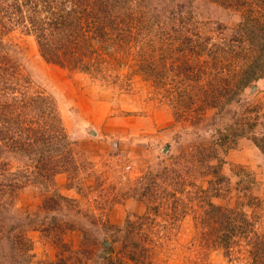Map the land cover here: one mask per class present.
<instances>
[{"label":"rangeland","instance_id":"obj_1","mask_svg":"<svg viewBox=\"0 0 264 264\" xmlns=\"http://www.w3.org/2000/svg\"><path fill=\"white\" fill-rule=\"evenodd\" d=\"M168 3L134 6L142 30L121 47L88 26L76 52L52 61L40 46L51 31L46 4H37L38 28L28 20L34 3L0 0V73L15 75L0 101L16 108L42 95L68 135L43 179L10 147L18 133L0 132V264H253L245 238L224 248L226 219H204L212 202L264 233V152L252 139L264 135V79L254 80L264 73V32L233 33L239 18L210 0ZM222 48L251 56L222 63ZM236 110L255 124L198 158Z\"/></svg>","mask_w":264,"mask_h":264},{"label":"trees","instance_id":"obj_2","mask_svg":"<svg viewBox=\"0 0 264 264\" xmlns=\"http://www.w3.org/2000/svg\"><path fill=\"white\" fill-rule=\"evenodd\" d=\"M168 1L172 5H179L181 7V0H164V3L166 2L168 6H170ZM210 1L233 11L239 18L233 33L242 29H244L245 33H248L249 26H253V29L257 28L259 32H264V0ZM23 2L34 3L32 10L35 12L37 10L39 11L33 15H31L32 12L30 11L28 14V20H30L32 25H37L38 28L41 21H45L39 17L41 13L40 10L37 9V4H46L43 9H41V12L45 11L43 14L50 16V19L46 22L47 27L50 28L51 31H49V33H41L40 46L45 57L52 61H56L57 57L62 55V49H67L69 52H76L78 48V45L74 44V41L77 39L76 34H86L85 30H89L88 26L93 29L92 32L97 31L96 33L100 34L103 38L112 36V38H114L113 42L117 44L118 47H121L122 44L120 40L122 41L123 37L128 36L126 34L132 32L138 33L142 30L136 23L141 22L145 17H139L140 14L136 12L137 8L133 7L137 4L143 7H151L148 4V0H23ZM15 3V9L18 11L21 3ZM66 3L69 5H66ZM94 6H96L97 9L100 8L101 15H94L92 10ZM171 7L164 9V14L168 13L167 16H169V18L171 13H173V6ZM112 8L114 11L109 10ZM156 14L158 13L156 12ZM161 16L163 15H154L153 17L158 20ZM169 24L170 26H177L174 25L173 22ZM124 26L130 29L123 32L120 29ZM240 27L242 28L240 29ZM81 30L82 32H80ZM188 31L189 30H186V32L181 31V33H187ZM113 35H116L117 40ZM235 56H240L239 58L243 59L244 56L250 57L251 54L250 52H245L239 55V53L232 50V48H222L218 50L215 55L216 60L222 63L232 62L231 58L233 57L235 59ZM262 57H264V55H262ZM262 66L264 65L262 64ZM244 68L252 69L249 65ZM254 70L256 69L254 68ZM257 71L258 73H256L255 78L253 77L254 80L264 79L262 70ZM6 74V69L3 68L2 73H0V80L4 79L5 81L1 84L2 87L0 90L8 89L7 86L10 85L12 78L15 77V75L6 77ZM233 76H235V81L238 82L247 78L248 72L244 70L236 73L233 72ZM249 84L251 83L243 85L242 89H246ZM1 96L2 95H0V97ZM212 98L215 99L214 96H212ZM47 106L49 107V103L46 101V97L44 98L42 95H39L33 100L23 97L16 108H11V106H8L4 101H0V132H2L3 129H7V132H12V135L18 133L17 136L15 134L10 137V147L14 153L19 154V152H21V155L24 154L29 160H32L34 165L38 168V171L35 172V178L39 175L43 179H46V169L52 168L51 164L56 156L55 152L58 150L65 152L64 148L68 140V135L63 131L61 126L59 113L57 114L58 110H56L55 106H50L49 108H47ZM233 115L234 116L231 117L228 123L218 127L214 134H210L208 145L207 143L198 145L195 150L197 151L196 154H198V158L199 156L200 158L203 157L204 151L209 148L212 149L211 154L216 156L218 148L223 145L224 141L226 142L229 135H231L232 139L234 135L239 134V128L242 129V126L248 125L251 127L255 124L254 121H249L248 118L243 117L238 110L234 111ZM12 117L16 124L11 123ZM58 123L59 125H57ZM10 124L11 126L15 125L12 131H8ZM55 125L59 126L57 134H53L55 132L46 131L49 129L53 130ZM252 139L261 151L264 152V135L252 137ZM4 205H6V203ZM221 210L222 209L214 205V203L208 202V209L206 212L208 217L204 220L207 222L209 219L212 220L214 216H217L216 220H219L220 216L223 220L226 219L222 226L226 228V231L222 234L224 236H221V239L225 240L223 245L224 248L227 250L230 249L232 237L235 235L240 236L245 238L246 246L249 247L245 249V252L250 256L251 262L253 264H264V233H259L254 229L251 224L252 221L245 214L240 215L239 219L234 213L231 215V213ZM236 220L238 221L237 223H235Z\"/></svg>","mask_w":264,"mask_h":264},{"label":"water","instance_id":"obj_3","mask_svg":"<svg viewBox=\"0 0 264 264\" xmlns=\"http://www.w3.org/2000/svg\"><path fill=\"white\" fill-rule=\"evenodd\" d=\"M91 133H94V131H93V130H91Z\"/></svg>","mask_w":264,"mask_h":264}]
</instances>
